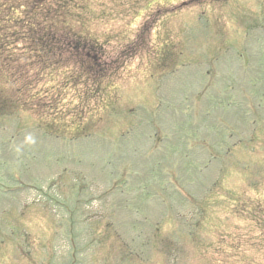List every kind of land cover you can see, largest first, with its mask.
<instances>
[{"label":"rangeland","instance_id":"374dc122","mask_svg":"<svg viewBox=\"0 0 264 264\" xmlns=\"http://www.w3.org/2000/svg\"><path fill=\"white\" fill-rule=\"evenodd\" d=\"M77 3L97 76L0 77V264H264V0Z\"/></svg>","mask_w":264,"mask_h":264},{"label":"trees","instance_id":"16d2710c","mask_svg":"<svg viewBox=\"0 0 264 264\" xmlns=\"http://www.w3.org/2000/svg\"><path fill=\"white\" fill-rule=\"evenodd\" d=\"M77 1L5 0L4 3L1 1L0 77L3 78L4 68H9L11 65L8 63V61L10 62L9 53L17 49L22 52L24 57H27L28 61L25 62L29 68L34 66L41 68L81 66L83 68V60H86L89 64L88 68L92 71H87V73L97 76V72H101L102 69L99 65L100 60L97 58L102 53L98 43L95 41L89 42V44L84 43L85 35L82 32L76 33L72 28L82 23L80 20L83 17L84 7L80 6ZM81 51H86V54H82ZM15 64L18 63L15 62ZM104 75L109 77L107 72ZM80 78L79 75L76 82ZM12 104H7L10 112H13L15 108V105ZM249 107L251 108V105ZM57 110L54 105L50 107V112ZM2 112L0 106V116L3 115ZM251 113L253 114V111ZM73 126L74 128H71L73 138L87 136L90 132L89 129L81 128L78 124ZM233 147L236 146L231 144L230 148L226 149L231 151ZM211 155L216 156L213 153ZM177 168L171 169V172L168 173L172 179L177 180L178 185V181L183 183V178L179 175L181 170L175 174ZM189 185H191L190 182L184 181L185 187L188 188ZM177 194H181L179 190H177ZM192 223L190 218L189 228Z\"/></svg>","mask_w":264,"mask_h":264}]
</instances>
